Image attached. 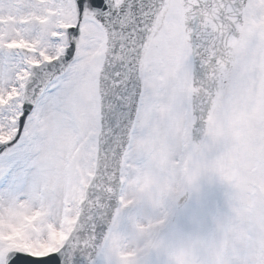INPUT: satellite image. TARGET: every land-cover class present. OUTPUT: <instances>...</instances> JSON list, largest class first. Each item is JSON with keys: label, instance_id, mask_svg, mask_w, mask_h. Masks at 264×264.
<instances>
[{"label": "snow or ice", "instance_id": "1", "mask_svg": "<svg viewBox=\"0 0 264 264\" xmlns=\"http://www.w3.org/2000/svg\"><path fill=\"white\" fill-rule=\"evenodd\" d=\"M0 264H264V0H0Z\"/></svg>", "mask_w": 264, "mask_h": 264}]
</instances>
